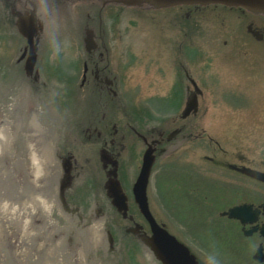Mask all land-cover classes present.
Wrapping results in <instances>:
<instances>
[{
  "label": "rangeland",
  "instance_id": "374dc122",
  "mask_svg": "<svg viewBox=\"0 0 264 264\" xmlns=\"http://www.w3.org/2000/svg\"><path fill=\"white\" fill-rule=\"evenodd\" d=\"M76 15L70 13L71 20L81 24ZM102 21L103 41L108 57L119 64L114 68L123 92L120 108L110 112L108 128L102 125L100 137L105 141L113 137L110 124H118L115 139L122 159L127 160L137 147L132 134L120 126L125 124L126 111L136 115L147 108L150 121L160 120L165 133L173 124L182 128L177 139L182 146L162 156L151 173V212L205 264H253L252 243L219 213L233 198L264 196L262 189L243 181L238 196L222 198L231 175L225 164L241 162L264 171V16L218 6L164 11L108 6ZM249 24L262 34L260 41L247 33ZM21 43L20 37L0 33V64L17 66ZM80 57L81 52L65 46L46 49L42 78L50 87L54 84L48 80L60 79L58 88L72 91L77 88L80 67L75 62L63 65ZM57 59L60 65L55 70L44 64ZM172 66L186 69L200 91L197 113L186 120L180 119L186 97L177 88L178 82L182 89L186 81L183 72L179 77L177 72L172 74ZM205 158H213L214 163ZM103 182L98 176L100 191Z\"/></svg>",
  "mask_w": 264,
  "mask_h": 264
},
{
  "label": "water",
  "instance_id": "95a60500",
  "mask_svg": "<svg viewBox=\"0 0 264 264\" xmlns=\"http://www.w3.org/2000/svg\"><path fill=\"white\" fill-rule=\"evenodd\" d=\"M106 3L129 8L219 6L242 8L264 16V0H106ZM16 9L12 0H0V33L19 37L18 30L28 45V58L23 66L0 64V264H110L101 218L89 219L86 216L89 208L82 206L73 215L61 198L57 205L54 201L53 190L60 186V177L54 173L52 139H64L70 148L75 145L77 148L71 150L80 164H87L91 171L98 165L92 152L82 145V140L94 137L101 129L100 126L93 132L92 123L97 119L82 115L84 97L77 90L67 93L50 87L41 78L46 49L59 45L83 52L80 24L71 20L70 14L57 12L59 26L48 29L39 51L40 64L36 65L35 38L42 32L44 18L33 14L17 22V16L11 13ZM254 36L261 39L258 34ZM185 111V114L197 111L195 98ZM85 118L88 121L84 124ZM142 164L132 194L150 228L151 237H141L143 245L161 264H199L187 248L151 216L145 194L152 165L150 151L145 152ZM243 171L264 183L263 173L246 168ZM80 179L81 187L98 190L97 174ZM111 193L117 205L124 200L117 198L115 187ZM83 213L85 218H82ZM257 215L258 211L252 206L242 205L228 209L221 216L247 225L255 222ZM259 233L264 238V226ZM261 251L259 248L253 256L258 263L263 260Z\"/></svg>",
  "mask_w": 264,
  "mask_h": 264
},
{
  "label": "flooded vegetation",
  "instance_id": "af4514ba",
  "mask_svg": "<svg viewBox=\"0 0 264 264\" xmlns=\"http://www.w3.org/2000/svg\"><path fill=\"white\" fill-rule=\"evenodd\" d=\"M12 1L15 5H17V9L11 11L13 15L17 16V22L20 18H23L24 16L28 17L33 14L42 15L44 18L42 32L35 38V41H37L36 65L40 64L39 51L46 39L48 29L54 30L58 28L57 26H59L57 23L59 21L56 13L66 12L67 14L75 13L79 15V19L82 20L79 26V31L81 33L80 48L83 52L82 57L77 59V65H80L81 71L77 91L82 95V97H84L82 102V115L87 116L89 119H97L98 122L96 121L92 123V128L94 129L93 132L100 126L102 127V125L103 127L105 126L108 128L109 122L107 120L111 117L110 112L114 113L115 109L120 108V96H122L123 91L120 89V76L114 68L119 64L116 63L115 59L108 57V48L103 41L105 39V35L102 31V13L106 7L117 5L108 4L106 3V0ZM185 17H189L188 14H185ZM47 18H49V21ZM49 26H51V28ZM251 29L257 31L253 28V25L251 26ZM17 35L20 37L22 43L19 48L16 62L17 66H23L28 58V45L26 39L19 34L18 30ZM183 72L186 84L181 89V84L178 82L177 88H179L178 91L183 92L186 97L184 107L180 113V119L186 120L187 118L195 116L197 113V111H192L189 114L184 115L187 104L194 98L197 100L200 91L190 74H188L186 70ZM180 73V71H177L178 77L181 76ZM34 77L35 79L38 78L37 75H34ZM174 90L177 91L176 82L174 84ZM125 114L126 118L124 125L135 138L134 144L137 147V150H134L136 153L134 152L135 154H130V157L125 160V162H120V159H122L120 155L121 147H119L120 145L116 143L115 139L118 137L117 133L119 131L118 124L116 123L110 124L113 129L111 134L113 137L109 139L106 138L107 141L100 137V133H97V135L95 134L94 137H88L82 140V145L92 152V157L98 162L96 169L93 171L88 168L87 164H80V160L76 158L73 150H71L73 147L77 148L75 145L70 148V145L66 144L64 139H52L54 140L52 154L56 160L54 173L60 177V186L58 185L56 189L53 190L54 201L57 205L58 202L60 203L61 198L63 205H66L65 207H68V212H72L73 215L78 213L75 210L79 209L81 206L85 209L89 208L86 215L89 219L102 217L104 218L105 223L114 226V228H117L119 225L118 221L121 220L122 223L128 224L127 229L130 230L128 231L129 234L127 236L131 235V239L126 240L127 245L132 246V243H134L135 247L140 250L139 253H149V251L140 244V237L150 236V230L147 222L139 213L137 205L134 201L132 194L133 180L136 177V173L140 171V158L144 154V151L149 149V147L152 148L153 156L157 159L165 156L171 151L177 150L182 146L183 141L176 140L180 135H182V128H176L175 130L177 133L173 137L168 138V136L175 130H171L168 133L163 132L160 128V120L157 122L150 121V112L147 108H143L140 114L135 115L133 111H126ZM86 119L87 118H85L84 124L88 121ZM86 127L88 129L91 128V126ZM205 160L211 164L214 163L213 158H205ZM224 167H226L228 173L231 174L225 182L226 191H224V194L232 195V193H234L238 196V194H240L241 185L244 183L243 181L252 183L256 188L264 191V183L247 176L243 169H251L263 174L264 171L254 169L241 162L228 163L225 164ZM153 168L154 167H152V169ZM95 174L100 176V178L104 181L101 191L94 190L91 186L81 187L79 183L81 182L80 178L86 177L87 175L94 176ZM114 182L117 183V190H120L124 196V201L122 202V205H120L123 207V210H125L124 212L119 211L117 206L115 207L111 201L110 197L112 196L111 191L113 188L111 187V184ZM234 199L235 198H233V202L226 208V210L220 212L219 215L221 216L222 213L226 212L231 207L241 205L252 206L254 210L258 211L257 219L252 224L242 225L237 220L228 221L236 228L240 237L252 243V249L249 256L250 261L253 264H264V238L259 233V229L264 226V196L257 200L244 199L243 197L236 200ZM147 202L149 204L148 198ZM149 211L156 223L166 230L165 224L159 222L151 212L150 205ZM221 217L227 218L226 216ZM82 218H85L84 213L82 214ZM249 232L250 234L248 235ZM176 239L186 246L189 249L190 254L201 263V260L196 252H194L178 237H176ZM259 248L262 250L261 253L263 255V260L260 263L253 260V256Z\"/></svg>",
  "mask_w": 264,
  "mask_h": 264
},
{
  "label": "bare ground",
  "instance_id": "6f19581e",
  "mask_svg": "<svg viewBox=\"0 0 264 264\" xmlns=\"http://www.w3.org/2000/svg\"><path fill=\"white\" fill-rule=\"evenodd\" d=\"M117 6H120L121 8H126V9H132L133 7H131V8H129V7H125V6H122V5H117ZM145 7V6H144ZM178 7H185V8H194V7H197V8H206V7H211V6H205V7H199V6H178ZM217 7V6H216ZM219 7V6H218ZM150 8V7H149ZM172 8H176V7H172ZM223 8H229V7H223ZM153 11H164V10H168V9H170V8H151ZM231 9H233V8H231ZM234 9H238V10H240V11H242V12H245V13H249V14H251L250 12H248V11H246L245 9H242V8H234ZM252 15H254V14H252ZM254 16H261V15H254ZM251 24H249L247 27H246V31H247V33L251 36V37H253L255 40H257V41H260L262 38H263V36H262V34H260L258 31H254V30H252L251 29ZM254 33L255 34H258V35H260L261 36V39H257L255 36H254ZM167 50L170 52V54H173V51H170V48L169 47H167ZM172 50H173V48H172ZM58 61L59 60H56V63L55 62H52V63H46L48 66H50L51 67V69H56L57 68V66H59L60 64L58 63ZM68 61V63H65L63 66H68V67H70L71 65H72V63L73 62H75V63H73V64H76L77 63V60L76 61H72V60H67ZM44 64H45V62H44ZM79 67H80V65H78ZM173 67V69H172V74L175 76V74L174 73H176L177 71H180V72H183L184 70H186V69H181V67H176V66H172ZM51 69H49V71L51 70ZM54 70H51V73H52V71L53 72H55ZM187 71V70H186ZM58 72V71H57ZM81 72V71H80ZM188 72V71H187ZM64 73V72H63ZM184 73V72H183ZM189 74V73H188ZM53 77V76H52ZM41 78H42V75H41ZM64 79H63V81L64 80H66L67 79V77H66V75H65V73H64V77H63ZM73 78V77H72ZM43 79V78H42ZM43 81L45 82V83H47L46 81L47 80H44L43 79ZM48 82H52V84H54V85H52V87H54L55 89H59L58 88V86H57V83L58 82H62L60 79H57V80H55V78H52L51 79V81L50 80H48ZM54 82V83H53ZM79 83V82H78ZM47 85V84H46ZM77 88H72V91H70V90H67L66 89V87H65V90H62V87H61V90L62 91H65V92H67V93H71V92H75L76 90H78V85L76 86ZM60 90V89H59ZM196 102H197V100H196ZM185 112L186 111H184V115H186L185 114ZM122 128H124V130L123 131H125L126 129V127H125V125H122ZM177 127L173 124V126H172V128H171V130H175ZM170 130V131H171ZM177 133V131L175 130L172 134H170L169 136H168V138H171V137H173L175 134ZM167 138V139H168ZM178 139V138H177ZM176 139V140H177ZM146 151H150L151 152V156H152V165H151V169H150V173H149V178H148V182H147V186H146V191H145V194H146V198H148V186H149V180H150V177H151V170L153 171V169H152V167H154V165L156 164V162L160 159V158H155L154 156H153V153H152V148L151 147H149V149H147V150H145L144 151V154H145V152ZM173 151H171L170 153H172ZM136 153V152H135ZM135 153H133V154H135ZM144 154L141 156V158H140V161H139V164H140V169L139 170H141V167H142V163H143V157H144ZM125 162V160L124 159H120V162ZM126 169V168H125ZM139 173H140V171L138 172V173H136V177L134 178V180H133V186H134V184H135V182H136V180H137V177H138V175H139ZM119 185V184H118ZM111 187H115V189H117V183L116 182H114V183H112L111 184ZM117 192H118V194H117V198L120 196V197H124L123 196V194L121 193V191L120 190H117ZM230 197V195H224V196H222V198H229ZM111 198V201L113 202V204L115 205V207L117 206V208L119 209V211H121V212H124L125 210H123V207L122 206H120V205H122V202L124 201H122V202H119L118 203V205H117V203H116V197H114V196H111L110 197ZM147 204H148V202H147ZM137 205V204H136ZM118 206H120V207H118ZM242 206V205H241ZM247 206V205H246ZM234 207H236V206H234ZM137 208H138V210H139V207H138V205H137ZM232 208V207H231ZM148 209H149V204H148ZM230 209V208H229ZM228 211V210H227ZM150 212V211H149ZM139 213L141 214V212H140V210H139ZM151 214V213H150ZM142 215V214H141ZM152 216V215H151ZM143 217V216H142ZM227 217V216H226ZM144 218V217H143ZM227 220H234V219H229L228 217L226 218ZM146 221V220H145ZM238 221V220H237ZM156 222V221H155ZM105 224H107V223H105V221H104V218H102L101 217V229H102V236H103V240H104V243H105V247H106V251H107V254H108V258H109V262H110V264H161V262H159L157 259H156V257H155V255H154V253L153 252H151L148 248H146L144 245H143V243H142V240H141V237H146V236H141L140 237V244L145 248V249H147L148 251H149V253L148 252H146V253H142V255H140L139 254V249H137L136 247H135V245H134V243H132V246H130V245H127V239L129 240V239H131V235L130 236H127L128 234H129V232L128 231H130V230H128L127 229V227H128V224H124V223H122L121 222V220L120 221H118V226H117V228H114V226H112V225H108V226H106V227H104V225ZM158 225V224H157ZM127 229V230H126ZM149 230H150V228H149ZM167 231V230H166ZM168 232V231H167ZM169 233V232H168ZM169 235H171L172 237H174L175 238V240L177 241V242H179L177 239H176V235H173V234H171V233H169ZM151 237V233H150V236H148V238H150ZM133 242V241H132ZM180 243V242H179ZM182 244V243H181ZM183 245V244H182ZM184 246V245H183ZM185 248H187L186 246H184ZM144 249V250H145ZM128 250H131V251H128ZM187 250L189 251V249L187 248ZM142 251V250H141ZM190 253V252H189ZM193 256V255H192ZM194 257V256H193ZM195 258V257H194ZM196 259V258H195ZM197 261V260H196ZM198 262V261H197ZM199 264H204L203 262H202V260H201V263L200 262H198Z\"/></svg>",
  "mask_w": 264,
  "mask_h": 264
}]
</instances>
